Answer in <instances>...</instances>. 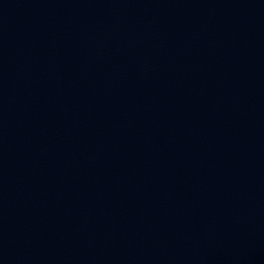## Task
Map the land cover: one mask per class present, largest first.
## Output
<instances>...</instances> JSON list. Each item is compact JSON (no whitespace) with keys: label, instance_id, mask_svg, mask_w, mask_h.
Segmentation results:
<instances>
[{"label":"water","instance_id":"1","mask_svg":"<svg viewBox=\"0 0 264 264\" xmlns=\"http://www.w3.org/2000/svg\"><path fill=\"white\" fill-rule=\"evenodd\" d=\"M0 264H264V0H0Z\"/></svg>","mask_w":264,"mask_h":264}]
</instances>
